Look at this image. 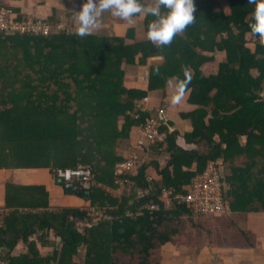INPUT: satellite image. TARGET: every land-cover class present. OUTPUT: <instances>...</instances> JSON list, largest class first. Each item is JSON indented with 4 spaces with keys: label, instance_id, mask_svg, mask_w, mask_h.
<instances>
[{
    "label": "trees",
    "instance_id": "obj_1",
    "mask_svg": "<svg viewBox=\"0 0 264 264\" xmlns=\"http://www.w3.org/2000/svg\"><path fill=\"white\" fill-rule=\"evenodd\" d=\"M194 4L195 23L160 49L147 39L151 15L134 16L135 27L119 18L116 31L104 12L100 32L81 38L73 15L42 20L13 12L23 24L42 20L49 32L0 34V168L56 174L85 166L92 179L75 193L105 217L94 223L88 209L34 206L0 217L2 264H161L167 245L212 247L213 226L232 231L238 215L264 212V46L249 28L255 5ZM183 66L192 78L176 125L164 101L175 92L169 81L185 79ZM148 124L153 140L143 138ZM132 157L142 165L119 177L133 181L132 193L114 196L109 190H125L114 167ZM209 167L219 175L221 210L165 208V190L185 195ZM136 188L147 190L143 198ZM152 204L158 210L142 208Z\"/></svg>",
    "mask_w": 264,
    "mask_h": 264
},
{
    "label": "crops",
    "instance_id": "obj_2",
    "mask_svg": "<svg viewBox=\"0 0 264 264\" xmlns=\"http://www.w3.org/2000/svg\"><path fill=\"white\" fill-rule=\"evenodd\" d=\"M225 1L221 0L220 4ZM85 2L86 0H0V5L14 13L34 19H49L55 16L65 21L68 16H74L75 12L80 11ZM108 12V21L112 20L114 28L117 27V24H120L119 18L113 16L111 11ZM74 22L77 26V22ZM130 24L133 27L138 25L136 18ZM99 27H102V24ZM98 32L99 28L95 29L93 34ZM167 99L164 103L170 105L168 119L177 125V105L173 106ZM149 101L151 102V99ZM152 105H159L158 100L153 99ZM185 127L187 126L182 125V128L177 130L181 131ZM134 144L135 142L131 141V145ZM179 144L182 145L180 140ZM241 144H245V139L241 140ZM109 192L114 196L117 194V191L114 194L115 190ZM31 206L39 210L60 212L70 209L86 210L90 208V202L75 193H68L49 168H0V209L4 210L2 220L5 218L6 221L8 214L16 210L20 214L27 213ZM236 221L232 231L225 230L224 224L213 226L216 238L212 247L181 249L167 245L160 252L161 264H264V212L240 214ZM21 248V244L17 245L14 251L18 252Z\"/></svg>",
    "mask_w": 264,
    "mask_h": 264
},
{
    "label": "clouds",
    "instance_id": "obj_3",
    "mask_svg": "<svg viewBox=\"0 0 264 264\" xmlns=\"http://www.w3.org/2000/svg\"><path fill=\"white\" fill-rule=\"evenodd\" d=\"M248 3L255 5L252 13L253 22L249 24V28L253 35L259 37V43L264 46V0H248ZM108 11H111L113 16L129 23L133 22L134 16L140 14L155 17L148 24L147 39L158 49L170 46L175 37L182 35L188 26L195 23L196 19L194 16L196 11L194 0H155L151 4H143L141 0H86L82 9L75 12L73 16V19L77 22L75 35L81 38L92 35L94 30L100 26L99 18L104 12ZM154 71L158 75L159 66ZM182 71L185 79L178 80L174 85L171 80L169 81V84L175 88L170 101L173 106L180 104L186 93L187 85L191 82L190 69L183 66ZM54 175L67 191L73 190V194L76 189L83 191L88 187V185L87 187L81 185L72 188L67 187L64 181L60 180L55 173ZM91 209L97 210L91 207L88 209L89 213ZM3 215L4 210L0 209V217ZM94 223H97V221H94Z\"/></svg>",
    "mask_w": 264,
    "mask_h": 264
},
{
    "label": "built area",
    "instance_id": "obj_4",
    "mask_svg": "<svg viewBox=\"0 0 264 264\" xmlns=\"http://www.w3.org/2000/svg\"><path fill=\"white\" fill-rule=\"evenodd\" d=\"M43 20V19H42ZM42 20L38 23H33L29 21L28 24H23V22H18L16 20V15L10 10L0 5V34L11 35L17 31L21 30H31L36 35L42 34L47 35L49 32V27H47ZM154 126L148 124L144 130L143 138L153 140L156 136L154 133ZM139 165H142V161L135 157L129 158L126 162L115 165L114 176L115 183L119 184V187L125 188L118 189V195L124 193L126 196L132 193L133 181L130 179L119 178L124 173L131 172ZM57 177L64 181L67 187H73L81 185L87 187L92 179V174L88 168L85 166L78 165L77 168H66L56 170ZM192 187L189 189L188 193L185 195H171L170 190H165L162 195V199L165 204V208L169 209L173 206L174 202L177 204H184L189 210H193L197 213H213L222 209L220 200V182L219 175L213 167L202 174V176L193 179ZM136 195L138 198H143L147 190L136 188ZM142 208H147L148 210H158V206L155 204L144 205ZM89 216L93 221H97L100 217H105L99 211L91 209ZM0 264H2L0 262Z\"/></svg>",
    "mask_w": 264,
    "mask_h": 264
},
{
    "label": "rangeland",
    "instance_id": "obj_5",
    "mask_svg": "<svg viewBox=\"0 0 264 264\" xmlns=\"http://www.w3.org/2000/svg\"><path fill=\"white\" fill-rule=\"evenodd\" d=\"M221 2V0H219V3ZM76 26V25H75ZM76 28H77V26H76ZM217 59H220V57H217ZM136 75V77H134V79H137L138 81L137 82H139V81H142L141 79H142V77H141V75H138V74H135ZM138 75V76H137ZM174 94V91H171V93L169 94V97H168V99H167V102H170L171 101V97H172V95ZM185 105V104H184ZM170 107V106H169ZM168 107V108H169ZM117 195V194H116ZM118 196V195H117ZM161 261V260H160ZM134 262H135V260H134ZM168 264V263H167Z\"/></svg>",
    "mask_w": 264,
    "mask_h": 264
},
{
    "label": "water",
    "instance_id": "obj_6",
    "mask_svg": "<svg viewBox=\"0 0 264 264\" xmlns=\"http://www.w3.org/2000/svg\"><path fill=\"white\" fill-rule=\"evenodd\" d=\"M68 193H73V190H69V191H67Z\"/></svg>",
    "mask_w": 264,
    "mask_h": 264
}]
</instances>
